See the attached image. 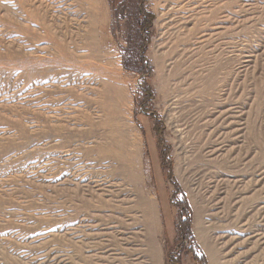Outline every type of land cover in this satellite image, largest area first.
Segmentation results:
<instances>
[{"label":"rangeland","instance_id":"1","mask_svg":"<svg viewBox=\"0 0 264 264\" xmlns=\"http://www.w3.org/2000/svg\"><path fill=\"white\" fill-rule=\"evenodd\" d=\"M196 215L264 264V0H0V264H210Z\"/></svg>","mask_w":264,"mask_h":264},{"label":"bare ground","instance_id":"2","mask_svg":"<svg viewBox=\"0 0 264 264\" xmlns=\"http://www.w3.org/2000/svg\"><path fill=\"white\" fill-rule=\"evenodd\" d=\"M198 216L199 215H196V217H195V224H194V227H195L194 231L195 232L194 233L197 235V237L199 238L198 241L200 240L201 245L205 249V252L207 254V258H208L209 263L210 264H218L216 252L210 246H208V244H207L205 239L202 240V238H203L202 235L204 234V231L202 230L201 222H200V219H199Z\"/></svg>","mask_w":264,"mask_h":264},{"label":"trees","instance_id":"3","mask_svg":"<svg viewBox=\"0 0 264 264\" xmlns=\"http://www.w3.org/2000/svg\"><path fill=\"white\" fill-rule=\"evenodd\" d=\"M145 87H147V86H145ZM149 89L148 88H145V93H144V95H145V100L146 99H148L147 97H148V95H149ZM185 209H187V206H186V204H185V207H184ZM186 228H187V224H186ZM185 238H186V236L184 237V240H185ZM184 242V241H183ZM177 259V258H176ZM201 260L203 259V256H201V258H200Z\"/></svg>","mask_w":264,"mask_h":264}]
</instances>
